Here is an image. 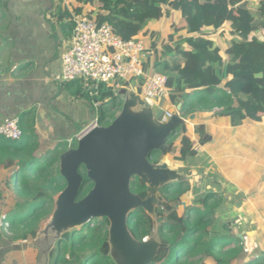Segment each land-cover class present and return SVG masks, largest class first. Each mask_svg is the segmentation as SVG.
<instances>
[{
    "label": "trees",
    "instance_id": "16d2710c",
    "mask_svg": "<svg viewBox=\"0 0 264 264\" xmlns=\"http://www.w3.org/2000/svg\"><path fill=\"white\" fill-rule=\"evenodd\" d=\"M69 3L75 15H87L98 25L108 24L123 40H144L145 47L150 49L147 61L152 62L151 72L166 75L169 98L172 104L179 105L178 114L182 118L220 109L216 114L228 117L230 124L237 126L246 116L258 121L264 115V0H69ZM58 14L71 17L68 9L59 8ZM150 20L159 29L155 39L146 31ZM70 23L73 28V21ZM225 37L230 38L229 45ZM138 82L139 89L141 80ZM74 83L77 86L74 95L90 103L92 98L79 82ZM113 84L102 85L94 98L100 103L96 110L99 126L109 125L118 109L121 99ZM128 84L120 81L121 87ZM19 126L22 131L19 141L0 137V164L9 172L15 171L12 189L21 199L15 207L17 211L25 208L28 212L14 226L27 238L34 237L48 219L56 196L65 188L59 174V158L68 149L65 142H59L37 156L43 150L33 126L23 122ZM193 134L196 141L191 140L189 132L175 128L166 139L165 156L153 151L150 163L160 165L168 161L182 165L197 158V143L206 138V127L197 124ZM75 146L73 140L70 147ZM80 173L83 182L77 200L92 188L83 168ZM200 180L202 176L167 182L158 189L159 201L178 206L165 214L159 207L155 209L162 220L156 229L158 248L150 264H191L190 260L196 258L195 264H233L239 258L240 238L230 235L227 225L216 223L215 210L221 198L210 189L196 195ZM130 191L142 200L147 197V186L138 177L131 179ZM126 226L138 242L153 231V221L141 207L129 213ZM107 227L108 220L103 217L63 232L57 239L52 263L116 264L110 254ZM245 264H264V250H259Z\"/></svg>",
    "mask_w": 264,
    "mask_h": 264
},
{
    "label": "crops",
    "instance_id": "0c3cea01",
    "mask_svg": "<svg viewBox=\"0 0 264 264\" xmlns=\"http://www.w3.org/2000/svg\"><path fill=\"white\" fill-rule=\"evenodd\" d=\"M59 8L68 9L71 17L58 14ZM74 16L69 0H0V123L17 118L25 125L31 124L43 150L37 156L59 142L71 148L73 140L90 129L97 114L86 99L74 95L76 82L61 79V58ZM128 88L135 91L131 86L122 89ZM119 91L115 94L122 100ZM127 100L134 99L129 96ZM155 108L161 113L170 111L173 116L179 105L164 99L156 101ZM219 111L192 113L185 118L178 115L185 128L181 132H189L191 140L196 141L193 132L197 124L206 127V138L197 143L199 156L189 162L206 160L219 179L241 196L237 220H243L256 250H264V115L258 121L246 116L239 125L232 126L228 117L216 114ZM165 154L161 153L163 157ZM187 163H164L175 173L174 178L169 177L170 182L194 179L197 174L193 171H181ZM14 176L15 171L9 172L0 164V264H53L57 238L48 229L52 227V216L40 225L34 237L27 238L9 218L17 209L15 204L21 202L12 189ZM199 176H203L202 171ZM160 187L149 192L154 198L153 212L165 205L158 199ZM156 220L153 230L162 217ZM154 233L156 230L148 238Z\"/></svg>",
    "mask_w": 264,
    "mask_h": 264
},
{
    "label": "water",
    "instance_id": "95a60500",
    "mask_svg": "<svg viewBox=\"0 0 264 264\" xmlns=\"http://www.w3.org/2000/svg\"><path fill=\"white\" fill-rule=\"evenodd\" d=\"M131 97L146 107L139 97ZM134 100H126L120 115L109 125H97L87 130L76 141L74 148L61 154L59 174L65 188L56 198L51 225L59 230V227L74 224L79 227L90 220L105 217L109 222V244L124 264H150L156 251L145 239L135 241L127 230L126 221L129 213L138 207L148 214L153 212L154 198L150 189L170 182L169 177L175 176V173L164 163L151 164V153H166L168 136L177 127L182 131L185 128L177 115L164 124H150L149 119L153 115L148 109H144L147 114L140 119L129 111L135 105ZM161 115V111H157V121L161 120ZM140 121L143 125H139ZM81 168L92 188L77 200L83 182ZM134 177L147 185V197L143 200L130 191V181ZM148 258L150 260L146 262Z\"/></svg>",
    "mask_w": 264,
    "mask_h": 264
},
{
    "label": "built area",
    "instance_id": "2783aa9c",
    "mask_svg": "<svg viewBox=\"0 0 264 264\" xmlns=\"http://www.w3.org/2000/svg\"><path fill=\"white\" fill-rule=\"evenodd\" d=\"M72 21L74 25L61 58V79L79 82L92 98L90 105L95 112L100 103L94 98L98 96L99 88L109 82H114V92L131 86L148 108L155 107L158 100L170 99L166 75L148 72L145 65L150 51L140 39L123 40L112 32L108 24L98 25L87 15H75ZM139 80L141 85L138 89ZM120 81H128L129 84L121 87ZM171 117V112L165 111L161 121L166 122ZM97 125L95 115L90 129ZM0 137L19 141L22 137L19 120L13 118L0 123Z\"/></svg>",
    "mask_w": 264,
    "mask_h": 264
},
{
    "label": "rangeland",
    "instance_id": "374dc122",
    "mask_svg": "<svg viewBox=\"0 0 264 264\" xmlns=\"http://www.w3.org/2000/svg\"><path fill=\"white\" fill-rule=\"evenodd\" d=\"M242 16L246 19V15L244 12H242ZM146 28L148 32L151 33V39H155V37H158L159 35V29L155 24V21L150 20L148 21V23L146 24ZM147 38H149V34L145 35ZM226 38V42L227 45H229V41L230 38L225 37ZM143 44L144 40L140 39ZM149 51L150 49L147 48ZM148 72L152 71V62L149 63V65L147 66V64L145 65ZM132 85H134V83H131ZM130 87V86H129ZM122 95L121 97H123L122 100L119 101L118 104V109L115 112L114 115V119L116 117H118L121 113L122 107H123V103L127 100V98H129V96L134 95L135 97L139 96L136 91H130V88L128 89H120L119 92H117V94ZM134 99V98H133ZM140 99V98H139ZM141 100V99H140ZM135 101V105L133 106H137V110H132L131 108L133 106H131L129 108L130 113H132L133 115H137L141 118H144V116H146L147 111L144 109H148L150 110V112L152 113V118L149 119L150 124H153L154 126H157L158 123L160 124H164L166 123L165 121H157V119L155 118V114L157 113V108L153 107V108H146L143 105H140L138 102V99L134 100ZM175 115H179L178 112ZM142 122L140 121L139 125H143L141 124ZM73 143V142H72ZM206 160L197 162V161H191L188 162L186 165L187 167L183 168L181 171L183 172H191L193 171L195 174H197L194 179L200 175L201 171L203 173V180H200L199 183L197 185H200L199 191L196 195H201L204 191L207 190H213L214 192H216L219 196H220V205L217 207V209L215 210V219H216V223L217 225H221V224H225L228 227V231L230 235H237L240 238V245L242 248V252L239 256V258L233 263V264H245L247 261L254 259V257L257 255L258 250H256V244L252 243L251 241H249V236L247 234L248 229H245L246 227H244L243 224V220L239 219L237 220L238 217V211L239 209H241V205H242V200H241V196L239 194H237L233 189L230 188V186H227L226 184H224L219 177L216 175L215 171L213 169H211V167H209L208 164H206ZM208 165V166H207ZM200 177V176H199ZM202 181V182H201ZM16 182L15 180V176H14V180H13V185ZM209 184V187L207 188L206 185ZM193 188V185L189 186V189L191 190ZM212 188V189H211ZM195 191V190H194ZM14 192V190H13ZM197 192V191H196ZM15 193V192H14ZM193 195L192 192L190 194V196ZM195 195V196H196ZM58 196V195H57ZM56 196V198H57ZM56 199L54 201V203L51 206L50 209V213L48 215V218H51L50 216H53V213L56 210ZM173 206L171 205H167L165 203L164 207L159 208L163 214H165L169 209H171ZM25 209V208H24ZM21 209V210H14L13 212H11L9 214V218L12 219V223H15L18 219H20L25 213H27L28 211L25 209ZM156 213V214H155ZM150 215V218L152 219L154 225H157V220L158 216L157 215V211L153 212V214H148V216ZM38 224V222H37ZM77 225V224H76ZM74 225H68L66 227H59V230H56V232H53L52 227H48V229L51 228V232L53 237H56L58 239V237L65 231H70L73 228H78V225L76 226ZM217 228V227H216ZM107 229L109 230V222H108V227ZM156 230V229H155ZM155 230H153V232H155ZM219 230V229H217ZM50 232V231H49ZM143 240V239H142ZM145 241L146 243L151 245V249L156 251V248H158V240H157V236L156 233H154V235H152V237L148 238L145 237ZM138 242V241H137ZM113 250V249H112ZM111 256L113 258V260L115 261L116 264H124L123 259H121L115 250H113L111 253ZM150 259L148 258L146 260V262H148ZM191 264H195L198 261V258L196 259H192L190 260Z\"/></svg>",
    "mask_w": 264,
    "mask_h": 264
},
{
    "label": "clouds",
    "instance_id": "9594fccd",
    "mask_svg": "<svg viewBox=\"0 0 264 264\" xmlns=\"http://www.w3.org/2000/svg\"><path fill=\"white\" fill-rule=\"evenodd\" d=\"M144 239V238H143Z\"/></svg>",
    "mask_w": 264,
    "mask_h": 264
}]
</instances>
